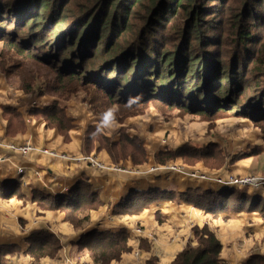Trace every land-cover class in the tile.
I'll return each mask as SVG.
<instances>
[{
  "label": "trees",
  "instance_id": "obj_1",
  "mask_svg": "<svg viewBox=\"0 0 264 264\" xmlns=\"http://www.w3.org/2000/svg\"><path fill=\"white\" fill-rule=\"evenodd\" d=\"M64 1L27 0L26 2L32 5L22 8L2 6L3 0H0V45L13 46L23 55H26L24 52L36 50V59L44 65H49L55 60L54 72H48L46 66L38 63L28 70H20L17 74V77L22 73L28 74L26 81L18 80L17 84V80L9 79L14 87L27 94L48 95L54 98L53 103L35 113L44 118L48 128H56L61 133L70 128V121L64 113L65 107H60L57 102L58 99L65 100L67 95L69 96L66 100H70L76 91L84 92L83 101L89 112L102 122L112 121L113 119L107 118H114L108 110L109 106L134 108L147 100L170 103L171 107L174 105L173 108L188 109L190 113L198 115H205L210 111L215 112L214 114L225 113L230 105H236L233 103L234 100L237 101L235 95L243 92L242 80L238 77L240 71L236 70L235 63L227 66L219 52L208 50L212 38L207 32L211 26L204 30L200 25L204 17L215 13L211 2L221 4L222 0H202L204 2L201 4L200 0H101L93 11L87 10L72 19L60 13ZM262 1L257 0V3ZM143 3L146 5L141 6ZM210 8L211 12H208ZM137 9H142L146 16L141 20L143 27L138 29L132 42H135L137 37L141 39L136 44L130 43L122 47L119 40L132 23L133 17L130 14ZM177 14L187 18L184 32H178L182 34V45L177 47L175 52H170L171 54H162L157 46H152L149 29L159 27L171 32V21ZM9 28L15 31L16 40L4 42L5 37L12 33ZM134 29H137V26ZM189 31L194 37L191 39L199 42L198 46H189L185 42L191 36ZM237 36L246 43L255 38L254 33L246 28L237 32ZM148 44H151L152 49ZM31 57L32 55L29 56ZM10 67H14V64L4 71L8 72ZM226 69L227 76L221 77ZM261 86L264 89V82ZM210 91L214 93V101L206 102ZM253 103L254 108L260 109L259 112L264 116V91L253 99ZM1 109L5 115H10V119H15L16 123L21 125L22 120L18 114L12 113L5 106ZM94 140L98 144L97 149L108 151L113 161L123 160L127 156L132 157L135 162L146 161V153L144 152L143 156L144 150L140 143H135L136 147H132L124 142H113L101 135L100 131L90 128L85 135L84 146L89 149ZM125 141L129 143V140ZM131 152L137 154L138 160L134 159ZM177 156L180 157V154L176 152L168 154V157L174 159ZM158 157L155 155L154 159ZM206 157L207 154L199 156L200 159ZM156 163L161 166L165 164L164 160H158ZM203 168L215 170L204 166ZM13 184L0 187V193L2 194L3 190L9 191ZM234 189L214 192L196 188L180 194L161 190L131 191L127 198L113 207V213L130 215L148 207L155 200L179 197L214 216L222 212H258L264 220L262 198L255 196L257 202L252 208V201L256 198L244 193L240 195ZM84 191L82 194L78 186V190H72L69 198L60 196L46 199L43 205L48 210L64 211L66 221L78 228L87 221V212L102 204L96 194L89 189ZM232 202L236 208H230ZM246 205L248 208L244 207ZM194 234L197 245L184 249L173 264H220L222 247L214 234L206 227L195 230ZM37 236L41 238L46 235L34 233L30 235V239ZM125 237L123 230L117 233L90 231L82 234L79 242L89 245L95 264H106L111 259H116L120 253L128 251ZM91 243L94 245H90ZM8 249L0 247V257L4 254L3 251ZM31 249L30 253L37 256ZM38 251L36 249V252ZM245 264L264 263L258 256L249 258Z\"/></svg>",
  "mask_w": 264,
  "mask_h": 264
},
{
  "label": "crops",
  "instance_id": "obj_2",
  "mask_svg": "<svg viewBox=\"0 0 264 264\" xmlns=\"http://www.w3.org/2000/svg\"><path fill=\"white\" fill-rule=\"evenodd\" d=\"M77 98L80 99L67 101L64 113L70 128L61 133L56 128H48L44 118L35 114L48 106L46 102L54 100L53 97L27 94L13 88L0 75V187L14 183L9 191L0 193V247L9 248L3 251L0 264H95L89 245L79 242L80 236L90 231L117 233L120 230L125 232L128 251L106 264H173L184 249L197 245L194 231L204 227L222 247L220 264L246 263L257 250L260 238L264 239V220L258 212H222L214 216L176 197L155 200L134 214L114 215L113 207L119 201L131 191H141L144 187V191L179 194L188 189L210 187L216 192L222 187L172 172L152 171V167L161 165L154 163L149 151L146 161L140 163L130 156L113 161L108 151L97 149L95 140L88 149L84 146L88 129L100 131L104 137L117 142L114 135L119 128L100 121L89 112L81 96ZM3 106L20 116L21 125L10 119L8 112L7 116L3 113ZM26 145L31 146L30 152L19 151ZM88 156L107 168L116 169H94L84 162ZM196 170L205 175L215 171L201 165ZM217 176L227 180L242 175L220 171ZM78 186L82 194L84 189L96 194L102 204L90 209L85 215L87 221L76 228L66 221L64 211L48 210L43 201L60 196L69 198ZM34 233L46 236L30 239ZM30 249L38 255H32Z\"/></svg>",
  "mask_w": 264,
  "mask_h": 264
},
{
  "label": "rangeland",
  "instance_id": "obj_3",
  "mask_svg": "<svg viewBox=\"0 0 264 264\" xmlns=\"http://www.w3.org/2000/svg\"><path fill=\"white\" fill-rule=\"evenodd\" d=\"M26 1L3 0L2 6L24 8L32 5ZM100 2L101 0H65L60 13L65 16L68 15L72 19L87 10L93 11ZM203 2L200 0V4ZM211 4L213 5L212 8L215 7V13H210L209 16L204 17L200 25L204 27V30L211 26V29L207 32L212 38L208 50L219 52L218 54L223 56L222 58L227 66L235 63L236 70L240 71L238 77L242 80L243 92L235 95L237 101L234 100L233 103H236V105H230L225 113L214 114L215 112L210 111L205 115H198L190 113L188 109L173 108L174 105L171 107L170 103L147 100L134 108L109 106L108 110L111 117L114 116V118H107L113 120L103 122L118 126L119 131L114 137L117 138V142L120 144L124 142L127 145L136 147L135 143H140L144 150L143 156H145L144 152L147 151L153 157L155 155L159 156L157 159L153 158L155 164L158 160H164L165 164L186 168L184 170L189 175L195 172L201 175L196 170V167L201 165L215 168V171L212 170L211 174L207 173L214 176L218 175L220 171L231 173L234 176L247 174L264 176V116L259 112L260 109L256 110L254 108L253 103V99L264 91L261 86L264 82V74L262 75V72H264V0L261 3H257V0H222L221 4L212 2ZM143 5H146V3L141 6ZM101 8H103V4ZM212 8L208 12H211ZM130 16L133 17L132 23L119 40L122 47H126L130 43L136 44L141 39V37H137L136 41L132 42L138 33V29L143 27L141 20L144 19L146 13L142 9H137ZM171 22V32L159 27H150L149 29L152 46H157L162 54L175 52L176 48L180 47L183 42L182 34H178V32H184L187 18L177 14ZM162 24L164 27V23ZM136 26L137 29H134ZM244 28L250 29L255 36L253 40L247 43L237 36V32ZM9 29L12 30V33L5 37L4 42L16 40L15 31L12 28ZM189 33L191 36L185 42L189 46H198L199 42L191 39L194 37H192L191 31ZM1 36L2 34H0ZM145 39L144 36L143 41ZM152 46L148 44L150 49H152ZM24 53L26 55L19 53L13 46L2 47L0 45V75L5 77L9 85L11 84L9 79L17 80V84L20 80H27L28 74L22 73L17 77L20 70H28V68L38 63L44 65L36 59V56H38L36 50ZM30 55H32L31 58H29ZM52 62L49 65H44L48 72H54L55 70V60ZM12 64H14V67H10L9 71L5 72L4 70ZM226 72L227 69L225 73L221 74V77L222 75L227 76ZM11 86L16 88L14 84H11ZM76 92L69 99L79 100L80 98H77L79 95L83 100L84 92ZM213 96L214 93L210 91L207 94L206 102H213ZM66 99H58L57 104L60 107H65L67 104ZM53 102L54 100L49 99L46 103L48 105ZM125 139L129 140V143ZM152 139L153 143H151ZM174 152L180 154V157L177 156L175 159L168 157V154H174ZM131 154H133L135 160H138L136 153L131 152ZM201 154H207V157L200 159ZM53 156L56 157V154ZM184 165L191 168L187 170L188 168ZM144 189L146 188H142L141 191H144ZM224 189L229 188L222 187L216 192ZM234 190H237L240 195L244 193L254 199L256 198L252 201V208L256 206L257 197L255 196L261 197L264 202V196L261 192L246 193V189ZM233 203L230 204V208H236ZM241 207H243V202ZM244 207L248 208V205ZM260 240V243L256 246L257 250L251 253L249 258L260 256L264 263V239L260 238Z\"/></svg>",
  "mask_w": 264,
  "mask_h": 264
},
{
  "label": "built area",
  "instance_id": "obj_4",
  "mask_svg": "<svg viewBox=\"0 0 264 264\" xmlns=\"http://www.w3.org/2000/svg\"><path fill=\"white\" fill-rule=\"evenodd\" d=\"M0 146H1V142H0ZM12 150H15V148L13 146L9 147ZM19 151H21L22 153H28L31 151V146L30 145H26L23 146L19 149ZM45 154H50V155H55L53 153H48L46 151H42ZM84 162L93 168H97L100 170H106L107 167H105L103 164H101L100 162H98L96 159L92 158L91 156H88L86 158H84ZM186 168H181L177 165H169V164H165L163 166H154L152 167V171H160V172H172V173H176L179 176H183V177H188L190 179H200L203 181H206L208 183H212V184H217L220 187H228V188H235V189H246V193H250V192H260L264 190V176H260V175H254V174H247V175H242L239 177H229L227 180H222L220 177H218L217 175H210V174H197L192 173L191 175L188 174V172L186 170H184ZM188 170V169H187ZM21 170H18V173H20ZM69 262V260H67Z\"/></svg>",
  "mask_w": 264,
  "mask_h": 264
}]
</instances>
